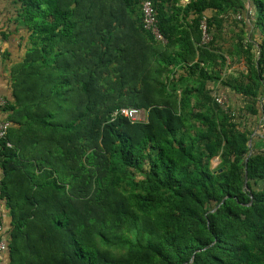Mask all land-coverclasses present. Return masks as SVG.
<instances>
[{
	"label": "trees",
	"instance_id": "1",
	"mask_svg": "<svg viewBox=\"0 0 264 264\" xmlns=\"http://www.w3.org/2000/svg\"><path fill=\"white\" fill-rule=\"evenodd\" d=\"M13 2L7 37L23 57L0 141L10 264H264V136L256 142L250 128L264 97V0H251L259 39L239 36L246 70L236 77L200 69L187 38L188 56L166 61L143 28V0ZM153 2L166 49L183 35L174 17L184 11L204 58L219 15H243L246 0ZM192 61V82L176 78L170 65ZM208 81L243 95L244 107L228 114ZM122 107L143 110L146 122L111 121ZM17 152L36 164L23 167Z\"/></svg>",
	"mask_w": 264,
	"mask_h": 264
},
{
	"label": "crops",
	"instance_id": "2",
	"mask_svg": "<svg viewBox=\"0 0 264 264\" xmlns=\"http://www.w3.org/2000/svg\"><path fill=\"white\" fill-rule=\"evenodd\" d=\"M189 2L190 0H179L178 6L182 9H185ZM169 7L170 6H168V8ZM254 13L255 11L253 3L251 2V0H246L245 12L243 15H219V19L223 20V23L220 26H216V24L213 26L215 44L211 48V54H209V56L203 55L204 58H201V52L195 44V36L199 37V35L198 33L194 34L191 29H189V24H191L193 15L190 14L189 17H187L184 11H180L177 13V15H175L174 23L177 25L178 29L183 32V35L181 33H176L173 36V40L176 41L175 45L167 49L165 47V43L158 42L156 44L159 49L158 54L166 55V61L172 60L173 56L175 57L176 54L180 52L182 53V51L184 52V55L188 56L187 52L182 49L186 44L183 38H187V40L192 43V47L195 50L194 63H199L200 69L206 72L208 70L211 71L212 69L213 73L214 71L222 72L224 77L237 76V74H240V72H244L246 70L244 60L239 58L240 56H238V54L236 53L235 46L238 43L239 36L241 34H244L248 41H252V38L259 39V35L256 33L253 24L255 17ZM215 14L216 13L214 11H209L207 13V17L215 16ZM169 15L170 17H173L174 13L170 11ZM16 16V6L13 0H0V36H5V38L0 37V44L4 51L3 56L0 57V97L9 100L11 103H15V81L13 69L16 67L15 65L21 63L23 57V50L20 48V45H18V39H9L7 37V33L15 29V26L12 21L15 19ZM146 48V58L151 63H153L156 54L154 53L153 49H149V47ZM192 65L193 61L189 64H173L170 65V68L174 70V73L176 72V78L185 77L188 78V81L190 82L191 78L187 77V69ZM196 76H199V74L196 73L194 77ZM208 88L210 90H213L214 95L225 96L227 98L229 106L235 111H239L245 105V98L243 95L230 90L228 87H223L218 81H208ZM178 93H180V91ZM259 105V116L257 118H252L250 122V128L254 129L253 136H255L256 142H259L260 139H262V136H264V97L260 100ZM0 117L6 119L7 116L2 113L0 114ZM9 146H15L12 140H9ZM17 154L18 156H16L15 159H17V162H19L20 165H22L23 167L24 165L31 166V163L33 165L36 164L35 161H31V163L27 162L29 161L27 157V152H23L22 155L17 152ZM31 168L32 170L36 169L34 166ZM4 179L5 172L0 166V187L2 186V182ZM1 194L2 191L0 189V221L2 222L3 227L2 238L6 242L8 247L11 244L12 231L14 230L13 215L8 199L5 197H1ZM10 255V249L7 248V251L1 257V263L10 264Z\"/></svg>",
	"mask_w": 264,
	"mask_h": 264
},
{
	"label": "built area",
	"instance_id": "3",
	"mask_svg": "<svg viewBox=\"0 0 264 264\" xmlns=\"http://www.w3.org/2000/svg\"><path fill=\"white\" fill-rule=\"evenodd\" d=\"M143 11V28L150 32L157 41L165 43L166 40L161 33L159 27V21L157 17V12L154 7L153 0H143L142 5ZM240 18V17H239ZM200 30H201V45L209 46L213 41V35L210 31V27L208 24V18L205 16L200 21ZM3 48L0 44V57L2 55ZM216 102L221 106L225 107V111L230 114V110L228 108L229 104L227 102V98L225 96H217ZM8 102L5 98L0 97V114L4 113L5 108L7 107ZM144 111L136 108H117L114 109L110 113V120L115 121L118 118H125L130 120L131 122H146V116L144 117ZM234 115V114H230ZM11 129V122L8 119H4L0 117V141L7 140L9 132ZM9 145V143L7 144ZM2 222L0 221V264L2 255L7 251V244L2 238Z\"/></svg>",
	"mask_w": 264,
	"mask_h": 264
},
{
	"label": "rangeland",
	"instance_id": "4",
	"mask_svg": "<svg viewBox=\"0 0 264 264\" xmlns=\"http://www.w3.org/2000/svg\"><path fill=\"white\" fill-rule=\"evenodd\" d=\"M237 76H239V74H237ZM236 77V76H235ZM146 116V114L144 113V117ZM219 164V162L217 160L213 161V166H217Z\"/></svg>",
	"mask_w": 264,
	"mask_h": 264
},
{
	"label": "water",
	"instance_id": "5",
	"mask_svg": "<svg viewBox=\"0 0 264 264\" xmlns=\"http://www.w3.org/2000/svg\"><path fill=\"white\" fill-rule=\"evenodd\" d=\"M252 141L249 142V146H251Z\"/></svg>",
	"mask_w": 264,
	"mask_h": 264
}]
</instances>
